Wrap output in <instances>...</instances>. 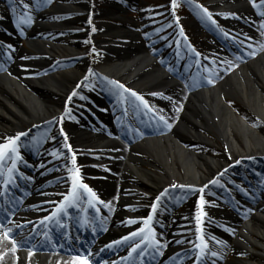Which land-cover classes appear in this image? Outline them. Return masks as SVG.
Returning a JSON list of instances; mask_svg holds the SVG:
<instances>
[{
	"label": "bare ground",
	"instance_id": "6f19581e",
	"mask_svg": "<svg viewBox=\"0 0 264 264\" xmlns=\"http://www.w3.org/2000/svg\"><path fill=\"white\" fill-rule=\"evenodd\" d=\"M25 1L28 7H24V11L34 16L35 21L27 32L31 50H20L21 60L0 74V137L27 120L55 117L72 150L89 153L98 165L97 156L112 147L107 143L116 142L94 134L86 126L89 120L103 114L104 106L97 98L99 89L95 85L93 98L81 96L85 77L95 73L86 44L100 47V53H106L97 69L125 82L132 90L156 98L158 94L169 92L167 88L171 84L150 60L147 50L138 44V34L128 20L119 25L102 23L97 20L92 0H59L35 11L34 1ZM2 7L0 2V20L6 24L8 20ZM212 7L228 15L244 14L248 10L244 0H213ZM79 11L86 12L88 18L73 20L71 17ZM84 26L86 34H83ZM97 26H100L99 32ZM97 34L105 38L99 40ZM68 58L78 61L72 66L54 67L55 62ZM73 92L77 95L73 96ZM241 106L247 111V117L241 115ZM71 110H76L78 121L77 118L69 120ZM219 142L223 157L259 162L255 165L257 168H249L248 173L237 171L240 176L264 173V50L216 84L190 93L178 122L168 133L147 137L129 146L120 163L125 178L122 188L126 190L121 201L152 208L157 198L173 185L175 189L203 186L218 166L213 148L219 146ZM199 201L200 198L192 197L191 208ZM253 208L254 212L238 226L231 245L232 252L247 262L234 264L264 262V198ZM204 219L198 217L196 228H206ZM175 222L181 228L188 220L180 214ZM11 248L12 245L0 237V264H80L77 259L55 254L16 250L11 254Z\"/></svg>",
	"mask_w": 264,
	"mask_h": 264
},
{
	"label": "rangeland",
	"instance_id": "374dc122",
	"mask_svg": "<svg viewBox=\"0 0 264 264\" xmlns=\"http://www.w3.org/2000/svg\"><path fill=\"white\" fill-rule=\"evenodd\" d=\"M33 1L36 2V0ZM56 1L57 0H37V2L41 4L44 3L48 5H51V3L53 4ZM111 1L112 4L110 3ZM210 1L211 0H204L203 2L204 4H207ZM92 3L97 10V20L99 19L102 23L108 22L114 25H119L121 23H124L125 20H128L133 24L132 28L135 29L133 31L137 32V34L148 30L146 29V26H144V23L146 22L144 16L148 17L147 19H149V21L153 24L152 26L155 27L154 29H157L159 27H165L168 24H172L174 22V14L186 15L188 12V9L184 5L183 0H175V7H173V0H92ZM111 11H116L117 13L110 16L109 13L111 14ZM111 17L113 19H111ZM71 18L73 20H84L87 19L88 16L86 15V12L80 11L74 14ZM99 27L100 26H97V32H99ZM86 28L85 26L82 28L83 30H85L83 31V34H86ZM53 36H55V34H53ZM96 38L102 40L105 37L97 34ZM24 48H26V50H31V48L26 45ZM85 48L88 51L89 59L93 62L94 67L97 68V65H99L102 61L101 58H103V55L106 53H100V47L93 48L92 45L88 44H86ZM93 49H95V51H93ZM88 80H91V82L96 81L95 74H91L90 76H88ZM98 80L99 78L97 76V82ZM85 85L88 86V84ZM240 113L241 115L248 114L247 111L242 108V106ZM213 150H215V152H217L218 154L222 153V145L220 144V142L219 146H214ZM176 209L179 213L189 211L185 200H183L181 204H178L176 206ZM228 257V260L232 262H247L246 259H244L243 257H237L232 252L230 255H228Z\"/></svg>",
	"mask_w": 264,
	"mask_h": 264
},
{
	"label": "snow or ice",
	"instance_id": "6c2138e0",
	"mask_svg": "<svg viewBox=\"0 0 264 264\" xmlns=\"http://www.w3.org/2000/svg\"><path fill=\"white\" fill-rule=\"evenodd\" d=\"M175 6H176V4H175V0H173V7H175ZM24 7L27 8L28 6H27V5H24ZM199 7H201V8L203 9V12L207 14V17H208L209 19L212 18V13H211L207 8H203L202 5L199 6ZM177 19H178V18H177ZM25 22H26V21H25ZM213 23L215 24L216 22L213 20ZM93 31H95V28H93ZM225 35H227V34L225 33ZM9 47H11V45H9ZM93 51H95V49H93ZM250 54H251V55H255V52H252V53H250ZM87 79H88V77L86 76V77H85V80H87ZM105 79H106V78H105ZM82 83H83V82H82ZM111 83L117 84V86H118L119 88L124 89V91H126V92H127V91H130L129 89L124 88L123 85L118 84V82H114V81H113V82H111ZM72 95H73V96H76L77 93H76V92H73ZM131 95L134 96V97H137L140 101L143 102V104H144L145 106H147L148 102H147L146 100H144V98H143L142 96H138V94L135 93V92H132ZM80 98H81V99H85V97H80ZM62 119H63V118H61V120H62ZM160 119L163 121V120H164V117L161 116ZM49 123H52V122L50 121ZM165 125L168 126V127H170V125H168L166 121H165ZM26 135H27V133H19V134L16 135V137H15L14 139H11V138H10L7 144H4V145H2V146H0V147L10 149V151H11V152H14V153H15V152H18V149L15 147V145H16V141L20 140V138H21L22 136H26ZM65 137H66V134H65ZM68 146L71 147L70 145H68ZM72 156H73L72 164L75 165V163H76V160H75V153H73ZM0 158H2V153H0ZM238 163H239V161H238ZM225 171H227V169H225ZM221 175H223V173H221ZM75 179H77V180L79 179V170H78V169H77V171H76ZM212 183L215 184V183H217V181H216V180H213ZM4 187H7V185H5ZM80 187L86 189L87 192H88L89 194H91L92 197H95L97 200L99 199L98 197H96V193L93 192V190H92L91 188H88L87 185H83V184H81ZM172 187L175 188L176 186L173 185ZM181 187H183V186H181ZM205 187H207V186H205ZM72 191H73V193L75 194V192H76V186H75V184L73 185V190H72ZM165 191H167V190H165ZM199 191L202 193V192L204 191V189L201 188V189H199ZM74 198H75L74 196H70V197L68 198L69 202H71ZM99 202H100V203H104L103 201H99ZM200 202H201V207H203V205H204V203H205L203 196H201ZM156 203H159V197L157 198ZM64 210H65V206H61V208H58V209H57V213H59V212H61V211H64ZM152 210H153V212L156 211V206H155V204L153 205ZM205 215H206V214H205ZM52 219H53V217H51V216L48 217V220H49V221H51ZM149 219H150V218H149ZM134 222H135V221H131V220L129 221V223H134ZM40 223L43 224L44 221H41ZM62 226H63V225H62ZM64 227H66V226H64ZM144 232H145V229H144V228H141V229L139 230V232H133V233L130 234L129 237H124V240L126 241V240H128V239H130V238H132V237H136V236H138V235H141V233H144ZM201 239H203V237H201ZM144 242H146V241H142V243H144ZM153 242H154V243H157V244L159 243L158 241H153ZM13 243H15V242H13ZM116 243H120V242L117 241ZM108 247H112V246L109 245ZM198 247H199V246H198ZM139 248H141V243H137L136 246L132 248V252L135 253V252L137 251V249H139ZM200 255H201V256L204 255V251H203L202 249H201V251H200ZM211 255H212V256H216L217 253H216V252H212ZM76 259L79 260L80 264H89V261H88L87 259L83 258V257H76Z\"/></svg>",
	"mask_w": 264,
	"mask_h": 264
}]
</instances>
